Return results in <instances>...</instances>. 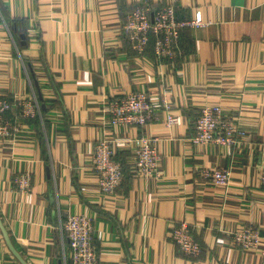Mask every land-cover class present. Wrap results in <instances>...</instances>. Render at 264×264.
I'll use <instances>...</instances> for the list:
<instances>
[{"label":"crops","instance_id":"0c3cea01","mask_svg":"<svg viewBox=\"0 0 264 264\" xmlns=\"http://www.w3.org/2000/svg\"><path fill=\"white\" fill-rule=\"evenodd\" d=\"M173 3L178 21L174 58H158L151 35L136 52L122 30L133 7ZM129 90L166 98L182 123L165 130L163 115L147 132L160 136V175L132 167L129 148L116 158L123 180L112 196L97 188L95 143L137 128L108 125L107 101ZM33 98L39 114L0 138V217L29 264H71L60 226L67 211L93 221L98 264H264L260 250L237 247L233 230L264 237V0H0V97ZM204 102L219 103L247 131L233 148L193 144ZM13 112L7 116L12 117ZM230 167L222 190L201 175ZM31 174L28 192L15 176ZM193 225L201 245L188 256L169 236L172 224ZM0 263L21 264L0 230Z\"/></svg>","mask_w":264,"mask_h":264},{"label":"built area","instance_id":"2783aa9c","mask_svg":"<svg viewBox=\"0 0 264 264\" xmlns=\"http://www.w3.org/2000/svg\"><path fill=\"white\" fill-rule=\"evenodd\" d=\"M203 24L199 12L194 19L178 21L173 3L154 9L145 4H138L132 8L122 23V30L136 52L144 51L152 35L157 57L174 58L178 53L176 45L178 30L183 26ZM166 100L152 99L145 90H129L107 101L105 109L108 113V125L112 129L137 128L138 133L121 138L110 136L95 143L90 165L96 174L97 188L105 195H114L123 180L122 165L116 158L119 149L132 150V167L137 175L145 178L160 175L161 138L158 134L147 132L148 126L157 122L161 113L164 114L163 123L168 132L183 121L181 115L172 112L171 105ZM8 112H13L12 117L7 116ZM38 114L39 106L33 98L22 95H16L13 99L0 97V138L14 136L26 120L33 119ZM246 134L245 128L241 127L221 104L204 102L194 121V134L190 141L193 144L223 145L227 147L228 154L232 155L233 148L243 143ZM231 171L230 167H205L201 175L224 190L229 186ZM259 178L264 185V167ZM14 184L18 191L28 192L31 186L30 172L28 170L19 172L14 178ZM60 228L68 241L71 264H98L93 221L87 213L79 210L67 211ZM192 229L193 225L181 220L171 225L169 236L182 253L198 256L201 245L193 236ZM230 232L233 244L242 249L260 250L264 243V237L251 226L244 225Z\"/></svg>","mask_w":264,"mask_h":264},{"label":"water","instance_id":"95a60500","mask_svg":"<svg viewBox=\"0 0 264 264\" xmlns=\"http://www.w3.org/2000/svg\"><path fill=\"white\" fill-rule=\"evenodd\" d=\"M0 230L1 233L3 235V238L8 246V248L10 249V251L13 253V255L17 258V260L21 263V264H29L25 258L21 255V253L15 248V246L13 245L11 238L9 236V233L0 217Z\"/></svg>","mask_w":264,"mask_h":264},{"label":"rangeland","instance_id":"374dc122","mask_svg":"<svg viewBox=\"0 0 264 264\" xmlns=\"http://www.w3.org/2000/svg\"><path fill=\"white\" fill-rule=\"evenodd\" d=\"M151 36V35H150Z\"/></svg>","mask_w":264,"mask_h":264}]
</instances>
